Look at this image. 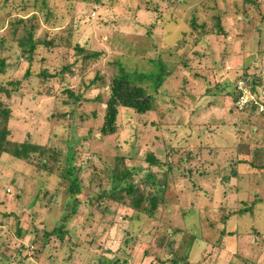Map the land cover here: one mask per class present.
Listing matches in <instances>:
<instances>
[{"label": "rangeland", "instance_id": "rangeland-1", "mask_svg": "<svg viewBox=\"0 0 264 264\" xmlns=\"http://www.w3.org/2000/svg\"><path fill=\"white\" fill-rule=\"evenodd\" d=\"M19 1L5 4L0 0V37L8 44H12L13 39L26 37L29 28L38 39L46 33L47 37L57 35L64 30L62 27L66 29L71 24L73 45L102 51L127 72L154 77L157 68L151 58L156 54L158 41L177 47L176 52L185 56L187 67L177 62L183 71L177 69L165 81V88L158 90L163 95L155 97V111L143 118L146 125H141L140 119L128 109H120L116 129L106 134L101 130L100 120L88 117L79 122L78 118L77 137L87 135L88 129H92L89 140L83 141L85 148L76 146L79 155L75 164L78 166L86 161L83 173L86 186L78 196L81 204L74 205L73 196L63 195L65 185L56 175L18 162L5 160L0 163V242L5 257L16 254L19 244L14 234L17 220L26 229L24 242L30 243L36 237L41 240L42 227L38 225L41 202L36 194L43 197V193H49L44 198L47 205L50 207L48 197L53 194L57 195L59 203L55 209L46 207L51 212L42 209L49 229L65 213L71 214L75 208L79 212L77 216H70L68 224L72 232L65 236L67 241L58 250L47 252L50 258L44 257L41 264H92V261L110 264L111 260L121 264H160L156 258L162 259L161 248L170 236L178 240V234L173 235V230L178 229L187 230L201 239V245L196 243L192 253L204 247L202 256L208 258L207 264H264V169L255 167L264 164V118L255 114L254 124L240 122L246 114L234 108L230 95L244 61L249 65H264V0H254L255 3L174 0L175 5L171 4L168 9V0H162L158 6L161 14L170 13L166 17V32L162 31L164 35L160 21L155 19L154 5L158 4L155 0H45V7H54L47 14L50 23L44 25L45 8L38 4L39 24L35 25L28 13L23 20L25 24H18L13 33L10 23L24 14L17 11ZM26 2L21 0L25 6ZM28 7L38 9L33 5ZM216 13L223 16L224 34L211 33V23L206 22L208 32L199 43L194 44V33L181 43L184 40L182 33L190 30L192 14L209 20ZM154 21L157 26L150 30L148 27ZM73 45L68 49L61 43L53 54L45 55L49 71L61 63L73 61ZM12 50L18 52L15 44H12ZM41 50V47L37 48L38 59ZM107 58L104 57L105 61ZM104 59L99 60L102 65ZM14 61L15 57L8 59V62ZM96 62L86 74L75 72L71 82L68 81L69 86L75 91L84 89L95 76ZM27 66V61L19 59L18 67L9 69L0 77L1 81L7 83V79L20 77ZM38 67L36 62L33 69L38 70ZM110 74L106 72V80L101 83L107 86ZM183 74L188 75L185 82H182ZM206 84L217 95L216 103L213 97L204 94ZM106 90V87L94 88L88 90L86 96L93 98L99 93L104 97ZM62 96L63 84L56 78L47 83H38V79L33 78L20 90H13L10 97L0 94V99L12 112L9 128L14 137L23 139L29 134L31 140L44 144L49 140L53 142L52 133H65L67 123L56 124L57 117H53V114L60 116L68 109L61 103ZM93 107L88 104L84 110L90 112ZM149 153L160 163L149 164L146 160ZM95 154L104 155V158ZM121 155L127 161H119L118 170L140 168L136 179L147 173L162 178V171H172L165 192L167 205H160L156 211L158 218L150 220L146 214L107 202L109 211L114 214L103 217L97 226L83 227L87 206L82 204L92 203L89 202L90 193L109 187L110 168L114 165L110 158ZM146 187L151 189L149 184ZM254 201L259 202L253 204ZM53 202L56 203V198ZM246 207H251L249 212L230 214L234 209ZM2 213H11V216L5 219ZM222 216H227L225 225L221 223ZM95 227L101 234L102 245L98 251L91 249L86 238ZM130 236L132 240L125 242ZM6 258L5 264H16ZM168 258L163 255L164 260L169 261Z\"/></svg>", "mask_w": 264, "mask_h": 264}, {"label": "trees", "instance_id": "trees-1", "mask_svg": "<svg viewBox=\"0 0 264 264\" xmlns=\"http://www.w3.org/2000/svg\"><path fill=\"white\" fill-rule=\"evenodd\" d=\"M3 1L6 4L13 3L15 0ZM44 1L45 0H27L28 3L26 2L27 6H25L23 3H21L20 0L19 5H17V11H20L24 14H21L20 17H17V19L14 20V22L10 23L12 32H16V27L18 26V24L22 26L25 24L26 21L23 20L28 13L32 15L31 21H33L35 25L39 24V17L36 16L38 14V11L40 10L37 6L38 4L45 8L43 12V14L46 15L44 19V25H48L50 21L47 14L54 7H51V9L49 6L45 7ZM155 1L158 2V4L155 2L156 4L154 5V11L155 14H157L155 19L159 20L161 23V33L162 31H164L165 33V23L167 21L166 17L170 16V13H164L162 15L160 12V8L158 9L159 3L161 4L162 0ZM180 2H183V0H181ZM243 2L251 3L254 2V0H243ZM174 3V0H168L166 9L171 7V4ZM28 5H33L38 9H29ZM176 5L179 6L180 4ZM173 12L175 13V11ZM198 20L202 21L198 22ZM206 22L211 23V33L224 34L223 16L221 17L220 14L216 13L214 15H211L209 20H203L201 19V16L192 14L189 20L190 30L188 32H185L184 34L182 33V35L184 36V40L181 43H184L187 40L186 37L188 38V36L193 35L192 33L196 34L194 44L199 43L203 35L208 32V25L206 24ZM156 26L157 24L154 21L148 28L151 30ZM62 29L64 30L59 32V34L57 35L47 37L46 33L42 38L38 39L34 38L33 32L30 28L26 29V37L13 39L15 41H12V44H15L17 46L18 52L12 50V44H8L6 43V41L4 42V38L2 36L0 37V77L6 74V72L9 69H12V67L16 69V67H18L19 65V59H23L28 62L26 70L20 77L16 79H7V83H3L0 79V94L3 93L6 97H10L13 94V90H20L21 87H24L33 78H37L38 83H47L49 79L56 78L59 79L63 84L64 97H61V103L68 108L60 116H56L57 114H53V117H60L59 119H55L56 124L67 123L68 126L65 130V133H52L51 140L54 139L53 142L49 140V142L40 144L36 141L31 140L29 134H26L23 139L14 137V135L12 134L13 132L9 128V119L11 118L12 112L9 106L6 105V103L2 99H0V163L5 160L6 162L9 161L10 163L18 162L24 164L27 167L32 166L38 171H44L49 175H56L59 178V181L65 185L63 195L65 197L73 196V204L76 205L78 203H82L78 196L81 193V189L86 186L83 178L85 177L83 176V173L85 168L84 163L86 161L78 166L75 164V160L79 155L76 146L80 145L82 149L85 148V146L83 145V141L89 140L92 132V129L89 128L87 135L83 137H77L75 135V127L76 125H78V118L79 122L88 117H91L95 120H100V123H102L101 130L104 134H106L111 133L114 131V129H116L115 122L120 109H128L134 113V116L140 119L141 125H144V123L146 125V122L144 121L145 119L143 118L155 111V97L163 95V93L158 92V90H160L161 88H165V81L168 77L170 78L172 74L176 73L177 69L183 71V69L178 66L177 62L184 63L185 67H187V62H184L185 56L183 58L182 56L178 55L179 53L176 52L177 47H171L165 41H158V43L155 44V46L157 47L156 54L154 58H151L152 60H154L155 67L157 68V72L154 77H152L151 74L146 73H130L125 71L123 66H121L116 60L107 58L105 53H103L102 51H92L87 46H80L78 44L73 45V30L71 28V24L66 29L65 27H62ZM65 31L66 34L63 35ZM164 33L162 34L164 35ZM61 43L68 46V49L73 45V61L71 63L70 61H68L67 63H61L60 66L53 67V69L49 71L48 66L50 65L49 62H47L45 55L48 53L53 54V52L56 51L57 48H59V44ZM38 47L42 48V55L39 59L36 58ZM14 57L16 60L14 61V63L8 62V59ZM104 57L107 58L108 61H105ZM61 58L62 60H64L62 56ZM100 59H104V65L99 62ZM36 62L39 65L38 70L33 69ZM95 62L97 63L98 68L95 67L97 68L95 70V76L91 78L89 84H86L85 88L81 91H75L74 89H72L69 86L68 81L71 82L70 79L75 76V72L83 74L87 70L89 71V67L93 66L92 64ZM169 63H171V65H169ZM105 66L107 67L105 68ZM263 68L264 65H249L245 61L242 63L240 75L239 77L236 76L233 82V90L230 91L233 103L237 98V92L235 91L236 80L242 78L247 81L250 77H253ZM104 71V74H106V72H111L108 81H106L107 86L105 83H101V80H106L104 79V74H102V72ZM11 73H13V71ZM187 78L188 75L183 74L182 82H185ZM255 82L257 83V80H255ZM105 87L107 88V94L104 97H102L99 93L93 98L86 96V92H88V90H92L94 88L100 90V88L104 89ZM210 87L211 86L209 84L205 87L204 94L213 96V102L216 103L215 98L217 95L212 91ZM148 88H151V90H149ZM88 104L94 105L92 111L90 112L84 110V107ZM99 109L101 110L98 114ZM240 112L246 114V117L242 118L240 122L243 121L245 124H254L252 118L255 117L254 115L256 113L254 112L253 107L245 108ZM256 115L264 118V114ZM254 132L255 131L252 130V133ZM95 155L99 158H104V155ZM187 155L189 156L190 154L187 153ZM110 159H112L111 161L114 164V167L112 166V168H110L112 170H110L109 175V187L99 191L98 193H90L91 196L89 197V202L92 201V203H89L87 205L82 204V206L84 207L87 206L86 211H84L86 213L85 222L82 223L83 227H88V224L89 226L91 224L97 226L101 223L103 217H106L109 213L110 215L114 214L109 211L107 202L117 203L122 207L131 210L132 212L146 214L148 219L154 220V218L157 217L156 211L158 207L160 205H167V193L165 192L167 190L169 177L172 171H162V178H157L158 174L147 173L142 178L136 179V174H139L140 168L133 170L131 168L124 167L123 170H118L117 166L119 161L126 162V157L121 155L120 157H113ZM146 160L147 162H149V164L152 165L160 163V160L151 153L147 155ZM255 167L263 170L264 164L256 165ZM147 184L150 185L151 189H148L146 187ZM48 195L49 193H43V197H38V195L36 194L37 200L41 202V206L39 207L38 211V218L40 219L38 225L42 227L41 240L36 237L35 240L30 243L24 242L23 238L26 234V229L22 227L20 220H17L15 223L16 229L14 230V234L19 243L17 248L15 249L16 254H12L11 256L6 258L1 251L2 244L0 242V264H5V258L11 262H15L16 264H41L44 257H47L48 260L50 258L49 255H46L47 252L53 249L58 250L63 246L64 242L67 241V239H65V236L72 232V229L68 224V221L71 218L70 216H77L79 211H76L75 208V210L73 209L71 214L65 213L64 215H62L61 219L59 221H56L52 228L49 229V227H47V223L44 220L45 217L42 213V209L44 208L45 211L47 210L48 212H51L50 209L46 208L49 206L44 200V198H46ZM49 198L50 207L55 209L59 204L57 201V195L53 194V196H49L48 199ZM54 198H56V203L53 202ZM255 202L259 201H254L253 204H255ZM250 209L251 207L241 208L239 210L234 209L233 211H230V214L236 215L238 213L249 212ZM1 216L5 219H8L9 216H11V213H2ZM226 218L227 216H222L221 223L223 225H225L226 223ZM6 222L7 221H5V223ZM0 228H2V223H0ZM222 232H224V229H222ZM177 234L179 236L178 240H174L173 236H170V238L168 237L167 242L164 243V246L161 248V252H163V254L161 255L162 259L158 256L156 258V261L160 264H207L208 258L205 257V255L202 256L204 247L197 249V252L195 254L192 253V249L196 243L199 242V245H201V239L199 240L195 234L187 232V230H173V235L175 236ZM100 236L101 234L97 232V228L95 227L91 235L89 237H86L87 242L89 243L88 245H90L91 249L94 251H98L101 248L100 246L102 245V243L100 241ZM67 238L69 239V236ZM52 240H56L57 242L54 243ZM130 240H132L131 236L126 237L125 242H128ZM163 255H168L169 261H167L166 259L164 260ZM108 263L121 264L118 260H111ZM92 264H94L93 261ZM243 264H247V262H243Z\"/></svg>", "mask_w": 264, "mask_h": 264}, {"label": "built area", "instance_id": "built-area-1", "mask_svg": "<svg viewBox=\"0 0 264 264\" xmlns=\"http://www.w3.org/2000/svg\"><path fill=\"white\" fill-rule=\"evenodd\" d=\"M235 91L237 98L234 106L238 111L253 107L256 114H264V68L247 81L242 78L237 79Z\"/></svg>", "mask_w": 264, "mask_h": 264}, {"label": "crops", "instance_id": "crops-1", "mask_svg": "<svg viewBox=\"0 0 264 264\" xmlns=\"http://www.w3.org/2000/svg\"><path fill=\"white\" fill-rule=\"evenodd\" d=\"M209 97H213V96H210V95H208ZM214 98V97H213Z\"/></svg>", "mask_w": 264, "mask_h": 264}]
</instances>
